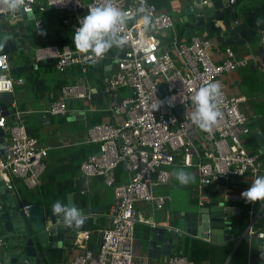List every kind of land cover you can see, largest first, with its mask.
I'll return each mask as SVG.
<instances>
[{
  "label": "built area",
  "instance_id": "built-area-1",
  "mask_svg": "<svg viewBox=\"0 0 264 264\" xmlns=\"http://www.w3.org/2000/svg\"><path fill=\"white\" fill-rule=\"evenodd\" d=\"M97 3L98 0H26L21 13L0 8V16L19 20L24 14L34 16L38 11H52L74 33L79 19L88 14V7ZM115 4L128 13V22L122 29L127 44L123 50L112 49L113 54L109 51L95 63L105 70V61L112 58L111 74L97 84L86 75L78 82L63 84L58 96L44 110L52 116L85 110L108 113L105 120L88 128L86 143L98 144L99 149L83 162L81 172L86 179L103 177L112 187L114 201L108 211L111 225L101 230L96 251L86 248L69 264H149L137 261L135 255L139 220L136 203L148 201L163 208L171 197L156 194L154 186L171 182L172 169L178 161L182 166L197 169L200 190L219 181H241L248 173L255 179L263 168L260 154L250 151L245 144L244 137L252 128L241 107L243 96L229 94L220 79L226 72L247 66L250 58L238 57L233 47L226 46L223 56L217 59V42L209 37L192 35L191 40L184 41L177 35L165 42L159 33L175 27V18L170 13L147 0L153 28L146 32L136 13L138 0H115ZM36 22L38 27L42 26L40 20ZM261 54L264 55V38ZM34 59L36 63L53 59L55 68L63 73L75 65L86 73L92 65L86 54L69 45L43 46L35 50ZM11 69L10 54L0 55V95L15 92L16 80ZM208 82H219L223 93L220 105L223 116L211 133L201 131L190 119L191 97ZM97 94L105 99L103 105L96 103ZM71 101L87 107H72ZM13 104L16 122L9 125L5 117L0 118V125L8 134L7 157L0 159V180L12 189V177L18 176L29 188H35L47 169L50 147L27 132L25 112L18 109L16 102ZM121 165L126 167L125 181L118 177ZM249 213L248 240L264 239V230L254 229L259 213L253 207ZM91 234V231L79 233L76 242L84 246ZM3 244L4 237L0 234V248ZM161 264L196 263L183 255H172Z\"/></svg>",
  "mask_w": 264,
  "mask_h": 264
},
{
  "label": "crops",
  "instance_id": "crops-1",
  "mask_svg": "<svg viewBox=\"0 0 264 264\" xmlns=\"http://www.w3.org/2000/svg\"><path fill=\"white\" fill-rule=\"evenodd\" d=\"M187 0H172L171 15L175 18V28L177 31L184 30V16L181 9L185 6ZM250 3V2H249ZM255 4V3H252ZM247 3H243L238 7L239 17L237 20L246 22V17L243 14V8ZM36 20H40L41 27L37 26ZM180 25V27H178ZM0 29L5 30L6 33H13L17 39L18 46L21 50L15 54H10L12 67L14 65H34V68H29L23 72L13 74L15 82V92L19 95L17 107L23 110V120L26 125L30 124L32 127V135L36 136L40 143L49 146L47 157V169L41 176V181L35 188H29L24 179L18 176H13L14 187L11 189L16 195L21 197H28L30 202H43L47 201L53 194L61 195V202L67 201V195L72 193L77 207L89 202L93 207H99L98 222L92 225L91 237L85 240L83 245L75 244L72 248H57L53 250L56 254L60 255L59 260L53 261L54 264H69V261L76 255L83 253L86 248L96 251L99 242L101 230L111 225L108 211L114 201V191L112 187L108 186L103 177L95 176L84 178L81 172L83 162L91 154V147L86 143L88 127L92 123L90 114L97 111H86V118L70 120L67 115L52 116L46 113V116L51 119L42 126L37 125L35 111L45 110L49 103L58 96L60 84L66 79H70L69 74L58 71L54 68L52 71L43 70L41 82L37 85L31 83L29 74L32 70H38V63L35 62V50L41 48L44 42L54 38L55 32L61 30L60 18L51 11L37 12L34 16L22 15L19 20H13L8 16H0ZM40 29H44L45 35H38ZM264 31V30H260ZM73 34V33H72ZM192 35L200 37H208L204 30L196 31L192 26L188 25L181 38L185 41L191 40ZM180 36V34H179ZM263 38L257 37L253 43L243 45L240 47H233L238 57H249V64L245 67L226 72L221 76V83L224 89L231 95L243 96L241 102L242 110L248 115L250 120L251 132L244 137L245 144L250 151L260 154L263 168L259 175H264V144L261 145L256 133L262 130L264 134V55L261 54ZM217 42V40H216ZM54 44V43H52ZM50 45V44H48ZM226 46L217 42L215 49L217 59L223 56V49ZM47 61V60H46ZM94 84H97L94 83ZM99 98L100 95L98 94ZM105 99L103 98L104 104ZM24 104L25 109L20 107ZM96 103H99L96 101ZM72 107L83 108L87 107L82 102L71 101ZM14 108V104L10 109ZM58 117V123L56 118ZM7 123L13 124L17 118L15 114L6 118ZM75 122L76 127L60 128L63 122ZM70 124V123H69ZM78 124L80 126L78 127ZM1 159V156H0ZM183 168L186 172L192 173L195 176V181L187 186H181L177 179L173 176V172ZM118 177L120 180H127V171L123 168H118ZM254 177L248 173L241 181L235 183H226L223 181L216 182L211 185H204L200 190L199 176L196 168H189L178 163L172 169V179L168 184H161L154 186L156 194H168L171 199L167 201L166 205L159 209L153 202L139 201L136 203V212L139 218L136 224V245L135 255L137 261L148 262L149 264H161L166 262L169 257L160 259L151 258L142 246V240L146 234L150 223H167L175 225L179 218L185 211L197 212L199 208L210 206L212 202H221L224 206V213L227 221L230 223L231 218L240 214L242 207L237 203L245 202L241 197V193L247 190ZM253 207L259 213V222L264 224V205L250 203V208ZM255 224L254 229H257ZM247 231V230H246ZM2 234V232H0ZM197 239L194 237L184 238L181 246L174 250V255H181L186 249L190 241ZM230 239L225 240L224 244ZM211 242V241H210ZM213 243V242H212ZM239 242L236 243V247ZM234 249V250H235ZM261 250H253L249 243L248 250V264H261L262 254ZM235 261V256L232 257Z\"/></svg>",
  "mask_w": 264,
  "mask_h": 264
},
{
  "label": "water",
  "instance_id": "water-1",
  "mask_svg": "<svg viewBox=\"0 0 264 264\" xmlns=\"http://www.w3.org/2000/svg\"><path fill=\"white\" fill-rule=\"evenodd\" d=\"M187 0L181 9L184 22L192 26L196 31L204 30L209 38L217 40L224 46L240 47L253 43L257 37L264 33L253 28L247 22L238 21V7L249 0ZM250 4V3H248ZM25 17L28 14H24ZM10 36L12 39L0 49V55L15 54L21 50L13 33H6L0 29V39ZM47 62H53L48 59ZM112 58L105 61V75L112 71ZM34 65H14L13 74L23 72ZM98 95V94H97ZM19 101L16 92H5L0 95V118H7L15 114V108L10 109L14 102ZM180 110V107L176 109ZM38 126L51 121L43 110L35 111ZM85 111H74L68 119H84ZM26 130L32 134L30 124ZM7 131L0 125V156L7 157ZM256 135L261 145L264 144L262 130ZM121 142V140H120ZM125 167V166H124ZM126 169V167H125ZM63 204L75 206L72 193L67 195V201ZM52 204L43 202H30L28 197L14 194L8 185L0 180V232L4 237V244L0 248V264H54L60 255L53 252L57 248H72L76 243L79 233L90 231L92 225L98 222L99 207H93L87 202L81 207L87 216V222L81 228H68L63 226L61 220L53 215ZM224 206L221 202H212L210 206L199 208L197 212L185 211L175 225L167 223H150L142 240V246L148 256L155 259L170 257L174 250L181 246L184 238L197 239L223 243L232 237L231 224L227 221ZM248 231V229H247ZM247 231L243 238L248 239ZM253 250H261L264 253V239L253 237L249 240ZM264 264V258L262 263Z\"/></svg>",
  "mask_w": 264,
  "mask_h": 264
},
{
  "label": "clouds",
  "instance_id": "clouds-1",
  "mask_svg": "<svg viewBox=\"0 0 264 264\" xmlns=\"http://www.w3.org/2000/svg\"><path fill=\"white\" fill-rule=\"evenodd\" d=\"M26 0H0V8L9 13H21ZM136 13L144 31L153 28V18L147 5V0H138ZM128 22V13L120 9L115 4V0H98V3L88 7V14L79 19V27L75 29L73 35V45L75 49L86 54L92 64L103 59L112 49L123 50L127 40L122 35V29ZM260 19L257 20L259 24ZM38 35H45L41 30ZM12 39L4 36L0 39V49ZM222 91L219 82H208L199 87L191 97L193 111L191 112V122L201 131L211 133L223 116L221 111ZM160 102L157 104V109ZM181 186H187L195 181L192 173L186 172L183 168H178L173 172ZM241 197L246 203L260 202L264 205V175L255 177L251 186L241 193ZM52 213L59 218L63 226L68 228H81L87 222L85 213L75 207L68 206L57 200L52 205ZM264 258V253L261 254Z\"/></svg>",
  "mask_w": 264,
  "mask_h": 264
},
{
  "label": "trees",
  "instance_id": "trees-1",
  "mask_svg": "<svg viewBox=\"0 0 264 264\" xmlns=\"http://www.w3.org/2000/svg\"><path fill=\"white\" fill-rule=\"evenodd\" d=\"M151 2L155 3L160 9L167 11L171 14L172 12V0H150ZM52 12V11H51ZM54 13V12H53ZM243 14L246 17V22L255 29L264 30V3H255L246 5L243 8ZM260 19V23H257V20ZM61 30L55 32L54 38L52 37L51 40L44 42V45L48 44H58L60 47L69 45L75 47L73 45V31L72 28L66 24H64L61 19ZM185 23V22H184ZM186 24V23H185ZM180 27V25H178ZM184 30L180 32V37L188 28V24L183 25ZM43 30L44 29H40ZM73 33V34H72ZM111 54H113V50H110ZM38 70H32L29 74V79L31 83L38 84L41 82V78L43 76L42 71L46 70L52 71L55 68V61L47 62L42 61L38 63ZM69 74L68 76L70 79L64 80L60 87L63 84L68 82H78L81 78L85 75L89 78L93 83H100L103 78H105V70L101 67L92 64L89 66V69L86 73L82 71V67L80 65H75L69 68L67 71ZM39 85V84H38ZM96 101L99 102L98 104L103 103L102 97L96 96ZM22 109H25L24 104H20ZM264 110V105L262 107ZM107 112L97 111L90 115V119H92V123L103 121L107 118ZM91 147V153L97 152L99 149V145L95 143H89ZM57 200L61 202V195L60 194H53L50 199L47 201V205L55 203ZM62 203V202H61ZM257 204H261L260 202H256ZM242 207L240 214L235 215L231 218V233L232 237L227 243L224 244H214L207 240L202 239H194L189 242L186 249L181 253V255L185 256L189 261L195 262L196 264H248V250H249V240L243 238L244 233L248 229L250 225V203L241 202L237 203ZM260 221V220H259ZM256 223L257 229L264 230V224ZM238 243L237 248L236 243ZM90 249H93V247ZM235 249V250H234ZM235 256V261H232V257Z\"/></svg>",
  "mask_w": 264,
  "mask_h": 264
},
{
  "label": "rangeland",
  "instance_id": "rangeland-1",
  "mask_svg": "<svg viewBox=\"0 0 264 264\" xmlns=\"http://www.w3.org/2000/svg\"><path fill=\"white\" fill-rule=\"evenodd\" d=\"M249 2H250V4H252V3H258L259 4V3H264V0H249ZM179 34H180L179 31H177L176 28L174 27V28H170V29L164 30L163 32L159 33V36L162 37L165 42H167V41L173 39L174 36H177ZM90 115H93V114H90ZM55 118H56V123H58V119H57L58 117H55ZM69 123L66 122V120L65 121L63 120V122L60 124V128L61 129L67 128L69 125L71 126V128H75L76 127L77 123H75V122H69ZM91 125L92 124H90V126ZM79 126H80V124H78V127ZM120 168H123V166L121 165Z\"/></svg>",
  "mask_w": 264,
  "mask_h": 264
}]
</instances>
